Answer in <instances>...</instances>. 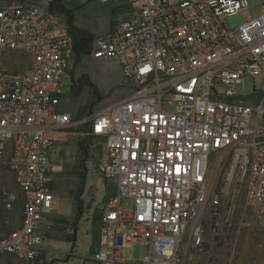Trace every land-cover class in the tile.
Returning <instances> with one entry per match:
<instances>
[{
    "label": "built area",
    "instance_id": "built-area-1",
    "mask_svg": "<svg viewBox=\"0 0 264 264\" xmlns=\"http://www.w3.org/2000/svg\"><path fill=\"white\" fill-rule=\"evenodd\" d=\"M98 1H124L127 10L94 39L91 57L115 60L133 91L82 120L58 109L74 36L33 3L0 5V165L22 200L20 225L0 232V257L30 263L44 253L62 171L53 152L79 136L102 141V176L114 187L98 219L95 264H183L186 234L187 247L202 253L208 232L234 264L238 239L226 230L264 212V96L251 105L235 92L246 78L254 89L264 78V2ZM240 13L248 18L227 28L225 19ZM13 52L28 57L18 73ZM18 193L2 191L5 211ZM135 244L147 247L138 260L125 255Z\"/></svg>",
    "mask_w": 264,
    "mask_h": 264
},
{
    "label": "rangeland",
    "instance_id": "rangeland-1",
    "mask_svg": "<svg viewBox=\"0 0 264 264\" xmlns=\"http://www.w3.org/2000/svg\"><path fill=\"white\" fill-rule=\"evenodd\" d=\"M52 0H23L24 3H33L42 9H46ZM264 0H252L254 5ZM65 7L73 10L74 26L96 37L99 33L107 30L108 24L114 20L108 11L114 4L102 5L97 0H62ZM21 3V0H0V5H13ZM95 11V13H93ZM99 13H96V12ZM113 12V11H112ZM253 10L250 15H253ZM64 20L62 17H59ZM113 18V19H112ZM248 17L242 13L227 17L224 21L227 28H236ZM77 41V38H75ZM11 68L15 73L23 71L28 66L27 55L21 52L11 53ZM69 75L64 79V88L59 98V107H66L68 114L74 119H84L91 113H95L102 107L116 102L133 91V86L129 84L121 75L118 63L113 59H94L89 56L81 57L77 63H70ZM258 86L254 89L253 79L246 78L244 86L235 87V92L246 95L244 103L255 104L258 98L264 96V78L257 80ZM89 84L91 86H89ZM97 94L100 96L98 98ZM79 136L68 137L67 142L55 146L53 158L61 162L62 171L57 175L54 184V193L57 198L55 211L52 219H64L65 222L54 223L50 226L49 234L45 237L43 249L46 251V261L39 258L30 263L16 258L12 255L0 257V264H76L75 254H90L92 245V235L98 229L94 222L95 215L100 213L104 207V199L113 191V184L110 180L102 176V159L104 156V145L101 140H88V150L86 153L85 167L79 166L77 161L80 158L77 140ZM222 165L220 154H211L209 166L212 176H216L218 167ZM85 173L81 178L79 173ZM13 191L18 193L12 175L4 165H0V192ZM75 197L81 201V213H78ZM121 209L129 210L132 203L129 200H122ZM208 215L207 208L202 212L200 220L208 228L209 222L204 218ZM22 215L18 206L12 210L5 211L0 205V228L13 230L21 223ZM238 213H236L233 225L238 226ZM76 224L75 244H67L63 237L72 235L70 230L72 224ZM208 230V229H207ZM236 234L238 239L237 257L239 251H264V212L259 217H247L240 229L226 230L227 237L231 239ZM187 234L184 239L182 249L187 242ZM206 246L203 251H210L213 237L210 232L205 239ZM214 245V244H213ZM214 248V247H213ZM224 249L220 245L215 249ZM70 252L74 255H70ZM147 252V247L135 244L125 250V255L134 260L143 257ZM44 254V253H43ZM42 255L41 257H43ZM260 256L255 257L257 261ZM237 263V258L236 262ZM197 264V263H196ZM249 264H253L250 262Z\"/></svg>",
    "mask_w": 264,
    "mask_h": 264
},
{
    "label": "trees",
    "instance_id": "trees-1",
    "mask_svg": "<svg viewBox=\"0 0 264 264\" xmlns=\"http://www.w3.org/2000/svg\"><path fill=\"white\" fill-rule=\"evenodd\" d=\"M21 3H24L23 0H21ZM47 11L50 14H55L58 17H62L64 20H62L65 24V26L69 29L70 33L74 36V38H77V41L75 42L74 45V49H73V56H72V60L73 63H77L81 57L84 56H89L91 57V52H92V45H93V41L96 37H94V35L89 34L85 31H82L80 29H78L77 27L74 26V15H73V10L72 9H68L67 7H65V5L63 4L62 0H52L48 3L47 7H46ZM71 72V71H70ZM89 86H91L89 84ZM96 96L98 98H100V96L97 94L96 92ZM74 119V118H73ZM78 120V119H76ZM83 128H81L80 130H82ZM77 146L79 148V154H80V158L77 161V164H79V166L81 167H85L84 161L86 160V153L89 147L88 144V139L82 138V139H78L77 140ZM79 175H81V178L85 177V173H79ZM15 185V184H14ZM16 187V186H15ZM1 195V192H0ZM114 195V187H113V191L112 193H110L105 199H104V204ZM19 199L18 202L15 204L16 206H18L21 210V197L18 193ZM75 201H76V206L78 207V213H81V201L80 199H78L77 197H75ZM0 205L3 208V205L1 203V198H0ZM101 216V212L98 213L97 215H95V220L94 222L96 223V225L99 228V223H98V219ZM54 223H62L65 222L64 219H53ZM0 223H3L2 221ZM53 225V224H52ZM51 225V226H52ZM70 226V230L74 231L76 229V224H72L69 225ZM3 231V228H0V232ZM49 231L47 232L46 236H48ZM97 234H98V229L94 232V241L96 242L97 240ZM72 235H65V237H63L65 242L71 243L72 242ZM6 256V255H5ZM9 256V255H8ZM2 257V256H1ZM41 258V256H39L35 261L37 262V260Z\"/></svg>",
    "mask_w": 264,
    "mask_h": 264
},
{
    "label": "crops",
    "instance_id": "crops-1",
    "mask_svg": "<svg viewBox=\"0 0 264 264\" xmlns=\"http://www.w3.org/2000/svg\"><path fill=\"white\" fill-rule=\"evenodd\" d=\"M98 3L100 4V6H99V8H100L103 4H101L99 1H98ZM110 8L112 9L113 12L112 11H108V12H109L110 16L112 15L111 17H113L114 20L122 17L124 15L125 11L127 10V6L124 3V1H120L119 3L114 4ZM93 13H95V11ZM96 13H99V12L97 11ZM112 22H110V24H108L106 31L99 33L96 37L107 33L111 29ZM261 98H263V97H261ZM58 109H59V111L68 114L66 107L60 108L58 106ZM79 120H81V119H79ZM103 152H104V148H103ZM66 243L72 244V246L75 244L72 242L71 243L66 242ZM213 247L215 248V245H213V243H211V248L209 249L210 251H204L202 253H199V252H196L194 250H190L187 247V245L185 244V246L183 247V249L181 251V255L183 257V264H196V263L197 264H225L227 251L226 250L224 251V249H220V248L214 250ZM91 248H92L91 249L92 251H90V254H88V255H86V254L77 255V253H76L75 254L76 259L73 261V263H76V264H95V262L91 259V256L96 249V242L94 241V233L92 235ZM45 252H44V254H42L44 256L41 257L44 261H46ZM70 255H74V254H72V252H70ZM258 256H260L259 259L257 261H255L254 258L255 257L258 258ZM250 262H253V264H264V251H239V255L237 257V263L236 264H249Z\"/></svg>",
    "mask_w": 264,
    "mask_h": 264
},
{
    "label": "water",
    "instance_id": "water-1",
    "mask_svg": "<svg viewBox=\"0 0 264 264\" xmlns=\"http://www.w3.org/2000/svg\"><path fill=\"white\" fill-rule=\"evenodd\" d=\"M76 229L73 231L72 243H75Z\"/></svg>",
    "mask_w": 264,
    "mask_h": 264
}]
</instances>
